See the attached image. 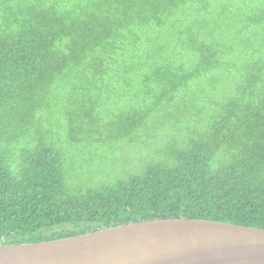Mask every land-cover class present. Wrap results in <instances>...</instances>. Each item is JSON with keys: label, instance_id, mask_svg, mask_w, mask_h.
I'll return each mask as SVG.
<instances>
[{"label": "trees", "instance_id": "trees-1", "mask_svg": "<svg viewBox=\"0 0 264 264\" xmlns=\"http://www.w3.org/2000/svg\"><path fill=\"white\" fill-rule=\"evenodd\" d=\"M141 130L105 182L66 153ZM172 218L264 229V0H0V245Z\"/></svg>", "mask_w": 264, "mask_h": 264}, {"label": "water", "instance_id": "water-1", "mask_svg": "<svg viewBox=\"0 0 264 264\" xmlns=\"http://www.w3.org/2000/svg\"><path fill=\"white\" fill-rule=\"evenodd\" d=\"M0 264H264V229L156 219L75 237L0 245Z\"/></svg>", "mask_w": 264, "mask_h": 264}, {"label": "rangeland", "instance_id": "rangeland-1", "mask_svg": "<svg viewBox=\"0 0 264 264\" xmlns=\"http://www.w3.org/2000/svg\"><path fill=\"white\" fill-rule=\"evenodd\" d=\"M183 60V59H182ZM211 80H206L203 84V89L206 95H211L209 85ZM128 99L132 98L128 96ZM123 102V101H122ZM210 103L205 100L203 103ZM123 104V103H122ZM203 104L199 107L192 108V112L196 115V119L205 112ZM178 129V127L176 128ZM64 129L61 130L63 136ZM60 133V134H61ZM154 133V134H153ZM158 132H149L141 130L138 134L131 136L133 143L125 141H111V138L106 132L98 134L92 138V141L84 143H76L69 139L66 142V153L68 158L74 162L81 174H86L87 178L94 175L107 181L114 177L119 171L132 170V166L139 163L151 154L156 155L158 151V142L162 137ZM153 134V135H152ZM175 135L166 138V142L172 141Z\"/></svg>", "mask_w": 264, "mask_h": 264}]
</instances>
